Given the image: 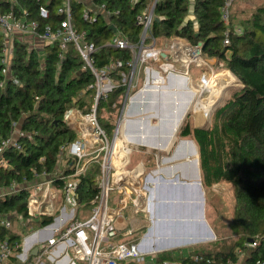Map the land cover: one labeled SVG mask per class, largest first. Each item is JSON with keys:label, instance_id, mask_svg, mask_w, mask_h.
Listing matches in <instances>:
<instances>
[{"label": "trees", "instance_id": "obj_1", "mask_svg": "<svg viewBox=\"0 0 264 264\" xmlns=\"http://www.w3.org/2000/svg\"><path fill=\"white\" fill-rule=\"evenodd\" d=\"M18 1L19 4L3 1L0 11L13 6L19 13L26 8L33 17H38L35 0ZM143 1L116 0L119 9L116 24L133 41L139 37L135 14ZM224 1L194 0L195 25L188 17V0H159L155 8L159 20L154 19L152 32L159 39L182 36L191 43H202L206 57L215 58L221 70L232 71L242 82L222 105L215 106L211 114L215 119L209 126L194 127L187 120L179 130L182 136L193 134L198 143L204 185L231 184L235 198L231 223L239 238L224 250H191L179 256L160 252L159 261H187L193 254L201 253L212 258L210 264H229L237 260L236 248L248 252L245 264L264 261V2L239 23L243 32L233 33L230 43L224 44L227 28L221 16ZM58 17L53 13L47 21L53 23ZM82 23L96 40L109 33L103 24ZM232 25L230 19L229 28ZM3 47L4 36L0 32V147L9 138H15L21 146L18 149L9 143L1 153L8 165H0V186L9 187L13 181L22 185L26 183L24 179L30 183L44 171H56L60 147L76 137V129L66 121L65 114L74 107L88 110L94 95V77L72 47L59 58L57 45L46 46L42 59L35 48L20 39L13 41L10 72L5 75ZM110 55L125 58L130 53L114 47L102 48L98 64H103ZM121 90L118 88L109 100L100 101L99 107L110 108ZM16 128L23 134H17ZM98 171V165L93 164L79 183L78 198L83 206L92 207L91 200L98 191ZM28 198L29 190L23 186L19 191L0 196V213L13 221L19 216L37 228L54 221L53 215L31 218ZM21 225L16 230L0 226V238L21 243L27 224ZM249 239L256 245L250 246ZM20 251L21 246L14 249L8 264H26L16 257ZM120 263L142 264L134 259Z\"/></svg>", "mask_w": 264, "mask_h": 264}, {"label": "built area", "instance_id": "obj_2", "mask_svg": "<svg viewBox=\"0 0 264 264\" xmlns=\"http://www.w3.org/2000/svg\"><path fill=\"white\" fill-rule=\"evenodd\" d=\"M35 1L37 18L33 17L32 11L26 8L19 13L13 6L9 10L0 11V32L4 36L3 73L7 75L10 72L11 51H9L8 43L14 41L17 35H21L22 38L29 35L32 37L29 40L35 38L41 41L44 49L49 45H57L59 58H63L72 47L83 61L84 67L93 74L94 95L88 110L74 107L66 112L65 119L75 127L76 137L75 140L60 147L56 171L54 173L44 171L37 175L41 180L33 185L25 179L26 183L22 185L13 181L8 187L9 191L0 196L19 191L23 186L29 190L27 207L30 217L53 215L55 218L58 212L56 202L64 201V207L60 209L61 211L59 210L60 214L67 206L72 211L83 206L78 198L79 183L93 164L98 165L99 171L98 191L91 200L90 215L80 220L71 218V222L59 230L58 237L53 236L40 243L38 241L37 245L41 246L35 260L30 264H46L43 260L44 256L50 254L57 245H64L57 261L66 257L68 254L66 249H71L75 260L81 259L86 264H121V260L125 259H134L140 263L149 259L156 261L158 260L157 252L141 251L139 242L131 241L135 229L128 228L124 232L117 227L116 222L123 217L129 206H132L134 214L149 212L148 188L153 185L151 172L152 169L157 168V164L151 167L148 163L158 160L162 150L139 144L136 146L126 140L123 135V123L127 118L133 95L147 83L160 84L170 72L189 78L191 66L196 65L201 72L199 80L194 85L198 82L206 84L215 73L213 64L205 56L202 43H191L182 36L159 39L153 34L155 8L159 0L143 1L136 12L135 21L139 27V37L135 41L125 35L116 24V15L119 14L116 0ZM234 2L235 0H225L221 9L222 19L227 25L224 30V44L230 43L233 33L243 32L240 25H232V28L228 26ZM53 13L60 17L51 23L47 20ZM83 21L88 22L89 26L95 23L103 24L109 31L108 35H101L100 40H96L90 34V29L83 25ZM106 47L125 49L129 51L130 56L120 58L110 55L100 65L98 64L99 53ZM187 85L188 88L191 87L189 83ZM118 88L122 90L109 108L115 110L114 115L118 121L113 127V134L110 135L100 118L101 110L105 106L99 107V103L109 100L111 94ZM197 101L199 99L195 100ZM109 109L106 110L111 112ZM212 112V108L211 110L203 109L206 117ZM204 125L206 124L202 126ZM16 133L23 134L19 129ZM117 140H121L128 147L124 156L121 155L120 150L116 149ZM9 143H13L18 149L21 148L15 138L4 141L0 147L1 166L8 165L1 153ZM134 150L143 154L145 161L140 160L129 167L132 163L130 156ZM120 157H125L122 165L117 164V159ZM57 181H60L58 186ZM0 226L10 229L13 227V220L10 216L0 213ZM45 230H47L45 226L38 227L25 239ZM122 236L123 238L129 236V241H119ZM23 242L24 239L21 243H14L7 237L0 238V264H8L14 249L20 246L21 251L17 252L16 257L26 263L29 251L24 252L25 243ZM249 245L255 246L256 242H250ZM75 260H72L71 264H75ZM212 261V258L207 255L195 253L184 262L185 264H210ZM177 262L165 259L161 260L160 264H177ZM229 264H235V262H229ZM256 264H264V261L258 259Z\"/></svg>", "mask_w": 264, "mask_h": 264}, {"label": "crops", "instance_id": "obj_3", "mask_svg": "<svg viewBox=\"0 0 264 264\" xmlns=\"http://www.w3.org/2000/svg\"><path fill=\"white\" fill-rule=\"evenodd\" d=\"M3 1L10 2L12 4H19L18 0H0V8L4 5L2 4ZM190 3V8L192 10L189 11L188 17L192 18L196 25V20L194 19L193 15V3L194 0H188ZM257 0H235L233 6H232V23L234 26L240 25L239 23L243 20L248 18L252 11L257 7ZM26 37V38H25ZM28 38V39H27ZM32 37L29 35H25L23 38L21 35H17L16 39L23 40L24 42L28 43L30 47L38 49L39 45L37 47H34L35 44L32 45V42L39 43V40H29ZM25 39V40H24ZM13 46V41L11 42ZM41 43V42H40ZM44 45L41 43V48L44 50ZM45 51V50H44ZM192 124L194 127H200L203 125V123H198V119L196 116H194V120H192ZM19 128H16V131H18ZM179 132V130H178ZM177 132V133H178ZM156 137V136H155ZM161 137V136H160ZM185 138L193 139L196 143L198 149V143L194 136H183ZM177 141V142H176ZM176 143V144H175ZM181 143L180 137L177 134V137L173 139L172 147L174 145L173 150H171V154L168 158H164L163 156L160 161L157 162V168L152 169V176H155L159 179L157 185L155 186L153 181L151 182L153 185L148 188V207L149 212L144 213L140 212L139 214L133 213L132 206H129L126 210V213L123 215V217L119 218L116 222L117 227L120 230H123L124 232L128 228L135 229L136 238H133L131 241L133 242H139V245H141V251L144 252H157L159 255L160 252H171L175 253L174 255L179 256L180 254H183L182 252H190L191 250H224L229 248L231 245L234 244V242L239 238V233L231 223L232 216L228 220V222H217L210 218L209 216V203L207 200V192L210 188L213 190L215 189L216 184H223V182H218L213 184L211 187H206L202 181V175H201V189L204 193V196L206 198L204 199V206L203 209H201L200 205L195 204L197 200H199L198 196L201 193L200 188L197 186H194L192 184L187 185L185 182H178V181H169V180H162L161 176L163 177H170L168 173L161 171L162 166H169V164H173L177 160H181L183 158H176L174 157L176 150L178 149L179 144ZM162 153H169V150H162ZM142 158L140 160L145 161V157L143 154H141ZM175 160V161H174ZM199 160V167H200V154L198 157ZM160 165V166H158ZM201 170V169H200ZM172 176L175 173H179L181 180L186 181H192L191 176L186 174L181 169L179 170H173ZM41 180L39 177H37L36 180L33 182H30L31 185L36 183L37 181ZM191 183V182H189ZM9 191L8 187L0 186V194H5ZM187 194L190 198V204L187 206H179V207H173L170 205L171 201H176L177 198L182 195ZM206 194V195H205ZM196 199V201H191ZM61 200V197H60ZM200 202V200H199ZM150 204V205H149ZM178 204V203H177ZM207 205V206H206ZM64 207V201L61 200V202H56V209L59 212L60 209ZM90 211H86L88 209ZM208 208V209H207ZM201 211L204 212V219L206 223H197L195 221H190L187 223H179V222H170L168 221L169 216H174V218L178 221L177 215L180 213L188 214L190 217L195 216L197 213ZM61 211V210H60ZM88 212L91 213V207L89 206H82L79 207L76 211H72L69 206L66 207L65 210L60 214H58L57 217L54 218V221L56 223L52 226H50L48 229V233L45 234L46 240L49 238L55 236L58 237L59 230L63 228L66 224L71 222V218H74L75 220L85 219L87 218ZM29 215V214H28ZM30 216V215H29ZM129 219V220H128ZM14 222V221H13ZM133 225V227H132ZM14 230V224L12 227ZM56 232V233H55ZM43 233H39L36 235H33V239L27 241L29 238H26L25 244L23 247L24 252L26 253L29 251V253L32 251V249L37 245V242L40 243L41 239L44 238V236H41ZM36 236V237H35ZM31 237V236H30ZM129 237V236H128ZM128 237L121 238L119 241H126ZM129 241V240H128ZM64 245H57L50 254H47L44 256L43 260L46 264H71L75 260L73 252L68 249L65 251L68 252L66 254V257H64L62 260L57 261V257L61 251H63ZM237 253V260L235 264H245V261L247 259L248 252L245 250L236 248ZM157 255V256H158ZM31 259L28 258L26 264H30L35 260V255H31ZM20 260V259H19ZM21 261V260H20ZM172 261H178L177 264H185L184 261L181 259L179 260H172ZM182 262V263H181ZM75 264H86L85 261L81 259H76ZM142 264H160L159 260L151 261L150 259L146 262H143ZM222 264V263H217Z\"/></svg>", "mask_w": 264, "mask_h": 264}, {"label": "bare ground", "instance_id": "obj_4", "mask_svg": "<svg viewBox=\"0 0 264 264\" xmlns=\"http://www.w3.org/2000/svg\"><path fill=\"white\" fill-rule=\"evenodd\" d=\"M188 79L184 75L170 72L160 84L149 85L147 83L135 93L128 107L127 118L123 123L125 139L134 144L167 150L172 145L173 139L184 121V116L186 117V111L191 103V95L195 96L194 98L198 97L201 101L196 104V109L202 112V116H204L203 109L211 110L212 105L222 98V94L229 87L239 84V79L228 69H222L212 74L211 79L206 84L198 82L197 85H194ZM188 83L190 88H188ZM187 97L189 98L187 99ZM150 116L157 118L155 123L151 124L147 121ZM165 141H167V145L164 144ZM127 148L121 140H117L116 149L121 151L122 156L125 155ZM187 155L197 160L199 156L198 147L195 144L193 146L189 140H182L174 157L183 159L174 160L172 166H162L160 170L170 174L174 172V169H181V171L183 170L182 173L190 175L192 180L196 179L193 178L195 165L190 161H184ZM124 160L125 157L118 158L117 164L122 165ZM159 179L153 176L151 181L156 186ZM199 188L203 194L201 185ZM48 231H42L41 236L47 234ZM33 237H27L26 243ZM141 245H139V250H141Z\"/></svg>", "mask_w": 264, "mask_h": 264}, {"label": "rangeland", "instance_id": "obj_5", "mask_svg": "<svg viewBox=\"0 0 264 264\" xmlns=\"http://www.w3.org/2000/svg\"><path fill=\"white\" fill-rule=\"evenodd\" d=\"M256 2H257V4H260V3H263L264 0H257ZM190 10H192V9L190 8ZM31 42H32V45L35 44L34 47H37V45H39V47H37L38 48L37 51L40 54L41 58L43 59L45 51L41 48V43H40L41 41L38 44L33 42V41H31ZM8 45H9V51L12 52V47H13L12 43H8ZM208 58H209V62L213 64V70L215 72H218L219 70H221L220 66L216 64L215 58H211V57H208ZM200 72H201V69L198 66L192 65L191 69L189 71V79L188 80L192 81V83L195 84L199 80ZM241 86H242V82H240V80H239V84L235 85L234 87H229L226 90V92H224L222 94L223 99L221 98V100L219 101L217 106L222 105L231 96V93L233 92V90L240 88ZM189 97H190V95H189ZM189 97H187V99ZM194 97L195 96L191 95V103H190L189 108L186 111V117L184 119V122L187 120L192 121V120H194V116H196L198 119V123L206 124L205 126H202V127H207L211 124L212 120L214 121L215 118L213 116H211L210 114L206 117V116H202V113L199 111L194 112L193 110H197L196 104L201 102V101L195 102V99H198V97H196V98H194ZM106 109L107 108L105 107L104 109L101 110L102 112L100 113V118H101L102 122L106 124L105 126L108 129V133L110 135H112L114 132L113 127L116 126L118 118L114 115L115 110L108 108L109 110H111V112H109ZM188 136L192 137L193 134H190ZM135 145L137 146L138 144H135ZM130 157H131L132 163L129 167L134 166L142 158L141 153L136 151V150H134L132 152ZM148 165L153 167L151 162H149ZM206 192H207V198H206V196H204V197L207 200H209V198L211 197V199L208 201L209 203H207L209 205V216H210V218H212L213 220H215L217 222H220V221L228 222L230 217L231 216L233 217L234 204H235L234 192L232 190L231 184L228 182H223V184H221V183L216 184L214 190L212 188H210L208 191L206 190ZM191 201H196V199L191 200ZM177 203H176V201L173 200L170 202V205L173 207L187 206L191 202H190V198L188 197L187 194H182L177 198ZM195 204L199 205V200H197ZM86 211H90L89 208L86 209ZM89 213L90 212H88V215H89ZM58 214H59V212H57L55 216L57 217ZM204 216H205L204 212L200 210L199 213H197L195 216H191V217L188 214L180 213L179 215H177L178 221L174 218V216H172V217L169 216L168 221H170V222L176 221L179 223H187L190 221H195L197 223L202 224V223H206ZM13 224H14L15 229L20 228L22 226L21 224H23V225L27 224V226L23 230V233H24V237H23L24 242L23 243H25V237L32 234V231L35 228H37L34 224L29 223L28 220H22V219L20 220L19 216H18V218H16L14 220ZM137 232H134L133 237L131 236L132 239L136 238ZM126 237H128V236H126ZM121 238H123V236ZM128 240H129V237L126 239V241H128ZM31 255L32 254L30 252L28 255L29 259H31Z\"/></svg>", "mask_w": 264, "mask_h": 264}, {"label": "water", "instance_id": "obj_6", "mask_svg": "<svg viewBox=\"0 0 264 264\" xmlns=\"http://www.w3.org/2000/svg\"><path fill=\"white\" fill-rule=\"evenodd\" d=\"M155 20H159V17H155ZM113 29L115 28L114 27V25H112L111 26ZM164 55V54H163ZM221 100V99H220ZM220 100H218V101H216L215 102V104H214V106L212 107V110H214V108H215V106H217V104L219 103V101ZM185 119V116H184V118H183V120ZM157 120V118H155V117H148L147 118V121L149 122V123H151V124H153V123H155V121ZM205 126V125H204ZM200 127H202V126H200ZM176 136H177V134H176ZM182 140H189L192 144H193V146H194V144L196 145V143L194 142V140L193 139H189V138H185V137H180V141H182ZM164 144H166L167 145V141H165L164 142ZM171 147H172V145L170 146V148H168L169 150L171 149ZM196 147V146H195ZM198 151H199V149H198ZM169 156H167V157H164V158H168ZM199 157V156H198ZM184 161L185 162H188V161H190V162H192L194 165H195V173H194V175H193V178H196V179H198V180H196V179H191L192 181H186V180H181L180 179V176H179V173H175L173 176H172V173H170V174H168L170 177H163V176H161V179L162 180H164V181H166V180H169V181H171V182H173V181H178V182H185L187 185H190V184H192V185H194V186H198L199 187V185H201V170H200V167H199V160H198V158H197V160L195 159V158H193V157H191L190 155H187V156H185V158H184ZM196 161H197V163H196ZM173 164H169V166H172ZM160 166V165H159ZM189 182H191V183H189ZM198 182V183H197ZM198 198H199V200H200V202H199V205H200V207H201V209H203V206H204V199H205V197H204V193L203 194H199V196H198ZM56 223V221H53L52 223H49V224H47L46 226H45V229H49V227L50 226H52V225H54ZM44 230V229H43ZM47 238H46V236H44V238H42L41 239V242H43V241H45ZM249 242H253V239H249L248 240ZM40 246L41 245H36L33 249H32V251H31V254L32 255H35V254H37L38 253V250H39V248H40Z\"/></svg>", "mask_w": 264, "mask_h": 264}, {"label": "flooded vegetation", "instance_id": "obj_7", "mask_svg": "<svg viewBox=\"0 0 264 264\" xmlns=\"http://www.w3.org/2000/svg\"><path fill=\"white\" fill-rule=\"evenodd\" d=\"M179 132H180V131H179ZM179 132L177 133V134L179 135V137H183ZM176 137H177V136H176ZM176 142H177V141H176ZM175 144H176V143H175ZM175 144H174V145H175ZM174 145H173V148H174ZM169 148H170V147H169ZM173 148L170 149V150L168 149V150H169V153H166V154H165V153H162V152H161L159 159H158V160H155V161L152 162V163H153V166H156L157 162L160 161L161 158H162L163 156H165V157L169 156V155L171 154V152H172L171 150H173Z\"/></svg>", "mask_w": 264, "mask_h": 264}]
</instances>
